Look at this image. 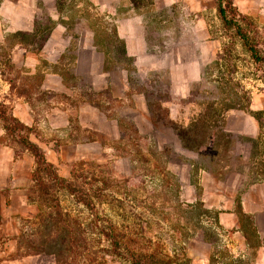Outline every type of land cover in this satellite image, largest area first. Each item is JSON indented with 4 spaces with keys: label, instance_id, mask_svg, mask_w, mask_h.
<instances>
[{
    "label": "crops",
    "instance_id": "0c3cea01",
    "mask_svg": "<svg viewBox=\"0 0 264 264\" xmlns=\"http://www.w3.org/2000/svg\"><path fill=\"white\" fill-rule=\"evenodd\" d=\"M85 3L92 12L96 5L103 7L105 16L108 6H114L119 12L115 24L97 25L79 0H0V47L9 50L10 63L15 66L6 75L14 81L12 85L0 75V99L30 130L25 133L28 139L42 149L63 179L80 162L105 159L107 151L113 150L112 144L123 138L121 124L128 119L139 134L153 135L164 144L163 130L154 129L149 118L142 89L145 81L152 74H163L171 95L185 98L192 84L204 79L209 62L208 44L199 35L205 30L201 24L195 28V40L186 39L183 32L178 43L172 39L162 47L150 46L146 18L137 0ZM193 3L189 9L202 8L201 2ZM156 4L154 8L161 9ZM233 6L254 31L264 33V0H233ZM114 42L122 45L125 57L132 60L130 73L115 61ZM130 78L139 83L133 85ZM103 91L110 94V108L102 105ZM169 107V118L180 124L178 106ZM34 109L44 112L39 130L35 128ZM113 109L118 115L112 114ZM238 111L225 120L223 133L242 135L248 127H255L254 120L249 121L244 111ZM0 129V137L6 136L2 124ZM170 141L173 146L179 143V150L189 152L181 147L176 135ZM18 146L17 152L11 146L0 145V238L4 243L0 264L47 261L44 256L29 254L27 249L28 234L36 228L42 211L37 198L29 197L34 159ZM234 168L230 165L212 171L200 166L203 183L199 191L190 183L186 168L183 201L191 205L209 202L219 210L220 228L238 238L234 250L243 254L234 257L231 264H264V183L242 189V174ZM60 170L67 174L60 175ZM200 247V258L192 264H209L211 245L202 242Z\"/></svg>",
    "mask_w": 264,
    "mask_h": 264
},
{
    "label": "rangeland",
    "instance_id": "374dc122",
    "mask_svg": "<svg viewBox=\"0 0 264 264\" xmlns=\"http://www.w3.org/2000/svg\"><path fill=\"white\" fill-rule=\"evenodd\" d=\"M85 1L79 0L97 25L115 24L119 12L114 6H108L110 10L107 9L105 16L101 10L103 7L96 5L95 12H92ZM197 1L202 3V8L192 9L191 6L189 9L188 6ZM137 2L146 18L150 46L160 44L159 47H162L165 46L163 43H171L172 39L178 43L183 39V32L186 39L195 40V28L199 24L205 28L199 34L208 44L209 62L205 67V77L192 84L185 98L171 95L167 76L163 74H152L145 81L146 86H143L149 97L148 100L145 99L146 103L152 104L155 113L164 110L161 114L162 121H172L169 118V106L175 104L181 119V123L177 124L186 126L197 123L202 127L198 137L202 141L200 150L194 152L187 149L189 152H184L179 150L177 142L178 145L173 146L170 140L175 135L174 131L160 127L161 121L159 124L154 123L148 110L153 128L163 130L164 144L153 135L139 134L131 119H128L121 124L123 138L112 144L113 150L107 151L105 159L92 163L80 162L71 168L70 176L65 180L72 182L76 190L88 193L91 200L95 199L94 191L105 189L102 201H92L98 216L106 221L97 226L106 227L122 244L121 250H118L120 255L116 254L111 243L98 239L99 236L90 231L93 213L91 215L89 208L76 204L75 198L70 197L66 191L54 187L50 188L48 195L40 196L39 187L33 181L29 197L37 198L36 204L41 207V213L45 217L55 212L54 206L57 204L62 214L69 216V222L75 223L69 234L83 238L86 247L77 249L76 258L71 264H135L128 252L137 256L134 260L145 256L163 263L170 261L169 264H192V261L200 258L202 242H208L212 248L209 264H231L235 261L234 257L243 255L242 252L236 254L234 250L238 246V238L233 237L232 232L226 233L220 228L219 210L215 206H210L209 202H195L192 206L183 201L184 171L189 169L190 183L198 191L203 183V175L198 171L200 166L216 171L233 165L242 174V189L264 183V125L258 128L257 121L241 111L249 121L254 120L255 127H248L242 135L222 132L226 127L225 120L231 119V114L239 112L230 109L235 105H246L253 112H264V82L261 72L264 67L258 69L249 51L234 35L233 29L222 25L217 15L216 0ZM156 3L163 7L158 6L161 9L156 10ZM244 24L242 22L241 26ZM163 27L168 30L165 31ZM248 31V36L257 40L259 56L264 59V33L252 29ZM158 50L159 48L155 49ZM9 56V50L0 47V61L5 63ZM12 69L15 66L12 65ZM12 69L10 72H13ZM2 70L6 75L10 73L4 67ZM91 94L93 93L89 95L92 96ZM101 99L105 108L113 106L107 104L106 96L101 95ZM33 105L39 107L37 101H33ZM112 114L118 115L115 109ZM43 115L42 110L34 109L33 117L38 124L36 129L41 128L38 122ZM5 135L0 137V145L11 146L18 152L16 140L6 132ZM181 147L183 148L182 143ZM1 152L0 148V154ZM59 174L67 172L60 170ZM43 182L45 186L51 187V182L46 178ZM52 230L54 229H50V232ZM56 231V235L65 234L62 229ZM3 245L0 238L1 249ZM28 264L50 263L48 259L44 262L35 259Z\"/></svg>",
    "mask_w": 264,
    "mask_h": 264
},
{
    "label": "trees",
    "instance_id": "16d2710c",
    "mask_svg": "<svg viewBox=\"0 0 264 264\" xmlns=\"http://www.w3.org/2000/svg\"><path fill=\"white\" fill-rule=\"evenodd\" d=\"M216 10L218 18L220 19L222 25L227 28L230 27L231 29H233L234 35L239 39L244 48L249 51L256 67H258V69L264 67L261 66V64L264 65V59L260 58L259 56V45L257 40H252L251 37L248 36V29H252V25L245 17L237 12L235 7L233 6V0H216ZM228 16H230V18H228ZM242 22H245L244 26H241ZM15 38H18V36H16ZM114 45L115 61L117 60V62H120L118 64L128 70L130 73V71L133 70L132 60L125 57L124 48L122 45H120L118 42L116 44L114 42ZM37 49L40 50V48ZM4 62L5 63L0 61V75L5 79V81H8V83L12 85L14 81L10 80L6 76L5 71L2 70V67H4L7 69V71L10 72V69H12V64L10 63L9 59L5 60ZM262 69V80L264 82V68ZM129 80L130 83H133V85H137L139 83L135 79L130 78ZM142 89L144 88L142 87ZM101 95L106 96V98H110V94L107 91L101 92ZM144 96L145 99H149L148 94L145 90ZM147 107L153 118V122L159 124L158 122L161 121L159 124L160 127L171 128L177 138L181 141L184 149H190L194 152L200 150L199 146L202 144V141L198 139L202 128L200 125L194 123L187 126H180L179 124L170 120L162 121L163 115L161 114H163L164 110H159V112L155 113L152 104L148 103ZM230 109L245 111L257 121L260 128L263 127L264 118H262V114H264V112H253L249 110V107L246 105H235ZM200 119L204 120L202 117H200ZM0 123L2 124L5 132L13 139H15L17 144L20 145L23 150L27 151L33 157L35 166L33 170L32 181H35V183L38 185L39 195H48L50 188L55 187L56 189L66 191L70 197L75 198L76 204L89 208L91 215L93 213L92 216L94 217V220L91 221L89 225L90 231L94 232V235L97 234L99 236L98 239H102L107 241L108 243H111L113 247H115V251L117 252L116 254L120 255L121 252L118 250L122 247V244L118 242L116 237L112 236L108 232L106 227L97 226V224L100 225L101 223H105L106 221L98 216V213L95 211L94 202L92 201H102V199L105 197V189L101 188L94 191L93 195L95 199L91 200L88 193H86L85 191L76 190L75 188H73L72 182L59 177L56 172L55 166L47 161L42 149L37 144L31 142L26 136L25 133L30 132V130L24 127L16 118H14L8 107L1 101ZM44 178H46L47 181L51 182V187L45 186L43 182ZM54 207L55 212L52 213L51 216L45 217L43 213H40L38 215L36 228H33L32 233L28 234L29 238H27V249L30 250L29 254L32 253L35 255L46 257L48 261L51 262V264H71V261L76 258L75 252H77V249L86 247V244L84 243L85 240L80 237L78 238V236L76 237L73 234H69V232H72V229H74L75 225L73 224L75 223L69 222V216L67 214H62L59 205L56 204ZM45 229L48 230V232H46ZM50 229H54L55 231L52 230L50 232ZM58 229H62L65 234L61 236L56 235L55 233ZM128 254L135 264L170 263V261L163 263L161 260H154V258L148 259L145 256H140V260H134L137 256L131 252H128Z\"/></svg>",
    "mask_w": 264,
    "mask_h": 264
}]
</instances>
